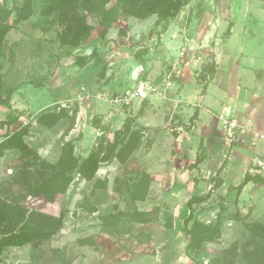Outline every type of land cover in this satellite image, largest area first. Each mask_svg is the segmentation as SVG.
Returning a JSON list of instances; mask_svg holds the SVG:
<instances>
[{
  "label": "rangeland",
  "instance_id": "1",
  "mask_svg": "<svg viewBox=\"0 0 264 264\" xmlns=\"http://www.w3.org/2000/svg\"><path fill=\"white\" fill-rule=\"evenodd\" d=\"M49 4L0 0V24L9 27L0 44V100H7L0 103V120L13 114L29 124L26 141L53 164L68 141L80 161L102 144L109 151L115 134L123 141L129 137L126 125L133 131L132 149L122 153L124 160L111 153L91 180L74 170L66 191L53 200L30 194L16 181L25 163L18 150L6 151L0 158V238L36 226L37 212H63L65 218L63 228L38 246L3 248L0 264H251L250 251L264 248V239L253 240L250 231L252 223H264V183H247L236 199L235 187L244 179L240 150L234 148L230 157L232 147L225 142L223 152L220 144L206 143V130L196 121L204 94L211 104L206 88L219 70L213 46L196 39L200 58L189 56L186 74L183 66L164 96L124 105L110 98L140 79L163 82L185 37L197 38L201 26L264 28V0H192L167 21L157 14L125 19L118 0H111L107 9L118 19L105 37L100 14L81 6L91 31L78 46L61 40L63 27ZM232 40L228 45L237 47ZM256 45V51L264 50L263 43ZM260 58L256 66L264 67ZM140 64L145 71L132 80ZM229 64L225 61L224 68ZM46 112L64 114L49 127L37 121ZM218 121L213 117L209 125ZM168 122L178 129L170 131ZM7 131L0 127V140ZM194 195H208L194 204L195 218L206 223L221 213L223 234L188 251L184 219ZM110 213L114 217H106Z\"/></svg>",
  "mask_w": 264,
  "mask_h": 264
},
{
  "label": "trees",
  "instance_id": "2",
  "mask_svg": "<svg viewBox=\"0 0 264 264\" xmlns=\"http://www.w3.org/2000/svg\"><path fill=\"white\" fill-rule=\"evenodd\" d=\"M190 1L192 0H118V5L121 10L120 16L125 19L129 17L144 19L157 14L160 20L167 21L176 17L181 8ZM110 2L111 0H50V12L55 14L59 24L63 27L61 40L65 44L78 46L89 37L91 25L88 23L87 15L81 13V6H86L92 12L100 14L102 17L101 24L104 26L102 35L105 37L107 30L110 28L109 25L112 24L111 21L118 19L112 16V10L107 9V5ZM8 29L7 25L0 24V44L3 42ZM0 103H7V100L2 99ZM63 114L60 112H46L41 114L37 121L52 127ZM14 125H16V128L11 131L10 129ZM0 127L8 128V131L0 140V158L8 150H18L20 152L18 160H24L23 163L25 164L23 165L25 168L23 169L26 170L20 171L16 181H23L22 183H25L30 194L35 196L43 195L49 200H53L56 193L66 191L72 180V172L74 170H77L84 178L91 180L100 169L101 163L110 160L111 153L116 151L115 156L120 160H124L122 153L132 149L133 131L126 125L125 133L129 137L123 141L119 140V136L115 134L109 151L106 152L102 144L80 161L75 156L73 142L68 141L64 144L63 152L57 164H53L41 160L40 154L26 141L25 137L29 134L30 125L20 121L18 116L9 114L5 119L0 120ZM250 181L264 183V175L247 172L243 181L235 187L237 190L236 199H238L241 191ZM207 197L208 195H194L187 202L189 215L184 219V227L188 237L186 246L188 251L199 250L206 242H215L223 234V215L221 213L218 214L216 220L206 223L195 218L194 204L205 201ZM235 215L239 216L238 213ZM37 216L36 219L34 218V220H37L36 226L14 230L0 238V256L3 248L8 246H21L26 243L38 246L42 242L50 240L64 226L65 215L63 212L59 216L37 212ZM106 217L112 218L114 215L110 213ZM192 221L193 224L190 225ZM250 231L253 240L257 238L264 239V223H252ZM248 256L251 264H264V248H256L250 251Z\"/></svg>",
  "mask_w": 264,
  "mask_h": 264
},
{
  "label": "crops",
  "instance_id": "3",
  "mask_svg": "<svg viewBox=\"0 0 264 264\" xmlns=\"http://www.w3.org/2000/svg\"><path fill=\"white\" fill-rule=\"evenodd\" d=\"M200 28L197 38H188L189 44L193 45L196 43V39L203 37V47L213 46L211 49L214 51L217 64L220 63V65L215 80L209 83L206 88V95L210 93L212 98L211 104L208 105L204 102V94L202 96L203 106L200 108L199 118L196 120L197 124L206 130L204 133L206 143L212 141L216 146L220 144L217 148L222 152L225 147L231 146L230 157L234 153V148L240 150V153L237 154L242 158L243 175L247 172L264 175V168L257 164L258 161L264 160V138L261 137L264 135V72L263 75H260V68L264 67L256 66L260 57L264 63V50L256 51L258 42L264 45V28L261 26H201ZM224 32H227L226 37H223ZM231 39L237 41V47L228 45V40ZM248 44L249 48L246 47ZM244 57L248 58L250 62H242ZM225 61L230 63L229 68H224ZM142 64L138 69L136 68V72L131 76L132 80L134 77L138 79L145 71ZM186 69H188L187 66L183 68V75L186 74ZM151 96L153 95L147 99ZM138 101L143 100L139 99ZM225 110H230L232 115L244 126L243 129L238 130V138L233 141L227 138L217 117V114ZM213 117L219 120L215 126L214 124L209 125ZM223 142L226 143L225 147ZM230 166L231 163L228 162L224 167L223 179H225V174L229 171Z\"/></svg>",
  "mask_w": 264,
  "mask_h": 264
},
{
  "label": "built area",
  "instance_id": "4",
  "mask_svg": "<svg viewBox=\"0 0 264 264\" xmlns=\"http://www.w3.org/2000/svg\"><path fill=\"white\" fill-rule=\"evenodd\" d=\"M200 50L196 48L194 45L189 44L188 37H185L182 46L180 47L179 53L170 63L169 69L166 71L163 82L156 83L150 79H140L138 83H136L131 89L127 90L125 94H121L116 98H110L111 102L124 105L130 104L134 100L147 99L150 95H160L164 96L166 90H170L174 87L176 82V78L179 76L180 68L187 65V60L190 55L194 58H200ZM218 119L221 122L222 128L227 136V138L231 141L236 140L238 138V130L243 129V125L232 115L230 110H225L219 114H217ZM170 131H175L178 128L171 126V122L167 123ZM243 131V130H242ZM264 138V135H261ZM258 165L264 168V160L258 161Z\"/></svg>",
  "mask_w": 264,
  "mask_h": 264
}]
</instances>
